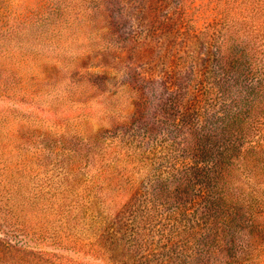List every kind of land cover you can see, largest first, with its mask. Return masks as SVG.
Here are the masks:
<instances>
[{
	"label": "rangeland",
	"instance_id": "374dc122",
	"mask_svg": "<svg viewBox=\"0 0 264 264\" xmlns=\"http://www.w3.org/2000/svg\"><path fill=\"white\" fill-rule=\"evenodd\" d=\"M0 264H264V0H0Z\"/></svg>",
	"mask_w": 264,
	"mask_h": 264
},
{
	"label": "trees",
	"instance_id": "16d2710c",
	"mask_svg": "<svg viewBox=\"0 0 264 264\" xmlns=\"http://www.w3.org/2000/svg\"><path fill=\"white\" fill-rule=\"evenodd\" d=\"M215 38V34H211L208 36L209 40H213ZM209 43H215V41L209 42ZM203 140H200L199 144L196 146L200 150V146H202ZM217 201L219 204H221L222 200L220 198H217Z\"/></svg>",
	"mask_w": 264,
	"mask_h": 264
}]
</instances>
